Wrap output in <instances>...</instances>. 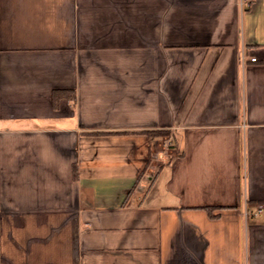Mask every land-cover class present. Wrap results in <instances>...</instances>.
I'll return each mask as SVG.
<instances>
[{
    "label": "crops",
    "instance_id": "obj_1",
    "mask_svg": "<svg viewBox=\"0 0 264 264\" xmlns=\"http://www.w3.org/2000/svg\"><path fill=\"white\" fill-rule=\"evenodd\" d=\"M0 264H264V0H0Z\"/></svg>",
    "mask_w": 264,
    "mask_h": 264
},
{
    "label": "trees",
    "instance_id": "obj_2",
    "mask_svg": "<svg viewBox=\"0 0 264 264\" xmlns=\"http://www.w3.org/2000/svg\"><path fill=\"white\" fill-rule=\"evenodd\" d=\"M253 2V0H250V3ZM67 99L70 101H75L77 98L76 91L71 88H57L53 91V99H54V105L56 107L59 106V103L61 99ZM163 133H169V129H162L160 130ZM149 133H154L156 131H148Z\"/></svg>",
    "mask_w": 264,
    "mask_h": 264
},
{
    "label": "built area",
    "instance_id": "obj_3",
    "mask_svg": "<svg viewBox=\"0 0 264 264\" xmlns=\"http://www.w3.org/2000/svg\"><path fill=\"white\" fill-rule=\"evenodd\" d=\"M257 59V57H252V60L253 61H255ZM263 211V207L262 206H260V207H257L256 209H254L253 211H252V213L254 214V215H257V214H259L260 212H262Z\"/></svg>",
    "mask_w": 264,
    "mask_h": 264
}]
</instances>
